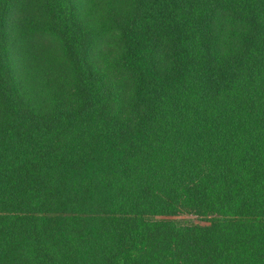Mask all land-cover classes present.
<instances>
[{
    "label": "trees",
    "instance_id": "1",
    "mask_svg": "<svg viewBox=\"0 0 264 264\" xmlns=\"http://www.w3.org/2000/svg\"><path fill=\"white\" fill-rule=\"evenodd\" d=\"M0 264H264V0H0Z\"/></svg>",
    "mask_w": 264,
    "mask_h": 264
},
{
    "label": "rangeland",
    "instance_id": "2",
    "mask_svg": "<svg viewBox=\"0 0 264 264\" xmlns=\"http://www.w3.org/2000/svg\"><path fill=\"white\" fill-rule=\"evenodd\" d=\"M31 46L32 48H35L36 51L39 48H52L54 47V45L52 44V42L48 39H45V37L43 38V36H39V35H35L33 37V39H31ZM174 219L178 220L179 222L183 223V224H191L194 222L195 218L192 217H187V216H180V217H175Z\"/></svg>",
    "mask_w": 264,
    "mask_h": 264
}]
</instances>
